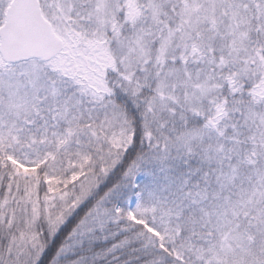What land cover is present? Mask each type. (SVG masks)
I'll return each instance as SVG.
<instances>
[{"label":"snow or ice","instance_id":"obj_1","mask_svg":"<svg viewBox=\"0 0 264 264\" xmlns=\"http://www.w3.org/2000/svg\"><path fill=\"white\" fill-rule=\"evenodd\" d=\"M0 264H264V0H0Z\"/></svg>","mask_w":264,"mask_h":264}]
</instances>
